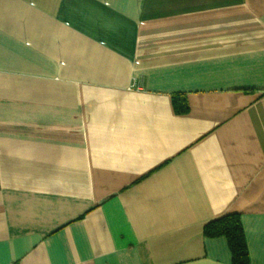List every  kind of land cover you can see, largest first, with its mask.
<instances>
[{
    "label": "crops",
    "instance_id": "1",
    "mask_svg": "<svg viewBox=\"0 0 264 264\" xmlns=\"http://www.w3.org/2000/svg\"><path fill=\"white\" fill-rule=\"evenodd\" d=\"M227 213L264 264V0H0V264H232Z\"/></svg>",
    "mask_w": 264,
    "mask_h": 264
},
{
    "label": "trees",
    "instance_id": "2",
    "mask_svg": "<svg viewBox=\"0 0 264 264\" xmlns=\"http://www.w3.org/2000/svg\"><path fill=\"white\" fill-rule=\"evenodd\" d=\"M172 105L178 113H184L188 109L186 98L183 95L174 94ZM202 231L205 236L222 235L226 238L232 264H248V253L238 213L221 215L207 222Z\"/></svg>",
    "mask_w": 264,
    "mask_h": 264
}]
</instances>
